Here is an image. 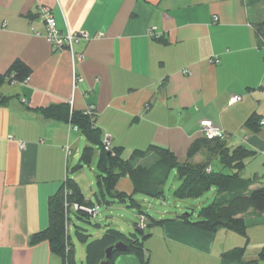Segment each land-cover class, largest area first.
<instances>
[{
  "label": "crops",
  "instance_id": "0c3cea01",
  "mask_svg": "<svg viewBox=\"0 0 264 264\" xmlns=\"http://www.w3.org/2000/svg\"><path fill=\"white\" fill-rule=\"evenodd\" d=\"M40 7L50 9L60 33L85 32L90 40L79 41L72 53L54 52ZM263 19L261 0H0V75L16 60L31 70L10 95L1 92L7 84L0 87L10 98L0 106V264H61L48 242L31 246L29 239L48 226V199L66 178L65 149L78 152L81 134L39 109H91L95 126L111 149L123 150V159L155 146L185 162L197 144L191 160L199 163L209 153L199 123L208 120L224 131L227 146L254 152L242 178L264 175V127L258 124L264 42L254 31ZM234 96L241 100L228 106ZM157 160L149 151L132 164L150 167ZM263 178L252 188L264 187ZM127 180L117 191L132 193ZM179 216L148 227L147 263L220 264L229 250L217 240L223 230L201 231ZM242 217L253 230L248 242L256 260L264 247V214Z\"/></svg>",
  "mask_w": 264,
  "mask_h": 264
},
{
  "label": "trees",
  "instance_id": "16d2710c",
  "mask_svg": "<svg viewBox=\"0 0 264 264\" xmlns=\"http://www.w3.org/2000/svg\"><path fill=\"white\" fill-rule=\"evenodd\" d=\"M257 38L264 42V19L261 23L254 26ZM31 74L30 68L21 60L14 61L7 72L0 75V87L5 84H21ZM8 97L0 94V106L9 102ZM92 111V110H91ZM39 112L47 120L59 121L69 125L71 128L80 132L85 138L87 146L83 149L81 163L89 164L93 156L98 153L97 185L100 190V198H96V204L110 206L111 201L106 197L124 202L128 199L132 206H138L133 200L137 194L145 195L151 198L162 199L163 186L165 185L171 172H174L175 178L179 182L174 190V196L178 200L199 199L211 188L215 192L213 202L202 207L197 218L193 219L192 214H181L177 219L193 228L215 234L219 230L227 232H236L248 240L246 220L242 215L248 212L254 215L264 214V187L252 188L262 178L254 175L244 179L241 174L246 168L248 161L254 157V152L243 146L235 148L227 146L224 139H203L204 145L208 147L207 157L199 163H194L191 159L199 152L201 145H193L188 152V158L185 162H179L177 158L169 151L155 146L149 147L145 151H134L130 158L123 159V150L113 148L106 151L104 148V136L100 129L95 126L94 113L86 116L83 112H74L67 104L49 106L39 109ZM253 120L247 122L248 127H252ZM149 151H154L158 155L156 163L150 167L134 166L132 162L142 157ZM71 155V152L70 154ZM68 156V155H67ZM218 163V165L216 164ZM214 164L216 167H213ZM220 168H219V167ZM122 177L128 178L133 187L131 194L119 192L116 189L118 180ZM65 203L69 206L65 210ZM95 210V204L84 198L83 193L75 181L66 176L63 184L55 195L48 199V226L46 229L33 234L29 239V245L33 246L42 241L49 244L53 255L61 260V264H75L72 246L69 244L67 236V218L72 205ZM73 210V209H72ZM74 211V210H73ZM75 212V211H74ZM79 218H96L84 211H77ZM97 216V215H96ZM65 218V219H64ZM166 220H154L151 225H161ZM144 229V228H143ZM143 229L135 227V230L141 234L138 238L135 234L126 236L116 230H107L102 237L88 241V236L76 231V235L81 242L86 243L85 263L101 264L105 261V251L116 243H123L128 250L126 255H133L139 261V264H148L143 241L148 235L143 233ZM244 248H233L220 257V264H262L264 263V247L261 248L258 257L254 261L244 262ZM120 253H113L110 263Z\"/></svg>",
  "mask_w": 264,
  "mask_h": 264
},
{
  "label": "rangeland",
  "instance_id": "374dc122",
  "mask_svg": "<svg viewBox=\"0 0 264 264\" xmlns=\"http://www.w3.org/2000/svg\"><path fill=\"white\" fill-rule=\"evenodd\" d=\"M264 3V0H261ZM39 12V10H38ZM12 85H6L5 89L1 92L6 95H10L13 87ZM5 91V92H4ZM81 136V141L78 143V152H73V155H68L66 159L68 179L75 181V183L82 190L84 198L90 200L98 207V212L96 218H79L72 209L67 215L69 218L67 224V236L69 237V244L72 246L74 254L75 264L85 263V249L86 243L81 242L76 235V231L88 236V241L99 239L104 235L107 230H116L121 232L126 236H131L135 234L138 238L141 237L135 227L142 224L141 219H143V233L148 234V221L158 220L162 218H171L176 215L181 214H192L193 219L197 218V213L202 207L210 205L215 199V192L211 188L199 199H184L178 200L174 196V190L178 187L179 182L175 178L174 172H171L165 185L163 186L162 199L151 198L145 195L137 194L133 197V200L138 204V206H132L128 199L124 202H120L116 199H110L106 197L107 201H111L110 206L103 204H96V198H100V190L97 185V178L99 175L98 170V153L93 156L92 162L89 164L81 163L79 168V160L82 157L83 149L87 146L85 138ZM218 165V163H216ZM213 167H216L212 164ZM219 167V166H218ZM220 168V167H219ZM245 170V169H244ZM242 176L246 177V170L242 172ZM262 178L264 175H262ZM264 179V178H263ZM119 186H126L130 184L126 177H122L118 180ZM118 186V187H119ZM65 219V218H64ZM264 228L261 227V233H263ZM253 230L248 228L246 237H251ZM226 234V236H225ZM220 243H223L227 249L231 248H244L246 257L244 261H254L252 256V240L247 242V239L236 232H220L218 239ZM231 247V248H230ZM228 251V250H226ZM257 259V258H256Z\"/></svg>",
  "mask_w": 264,
  "mask_h": 264
},
{
  "label": "built area",
  "instance_id": "2783aa9c",
  "mask_svg": "<svg viewBox=\"0 0 264 264\" xmlns=\"http://www.w3.org/2000/svg\"><path fill=\"white\" fill-rule=\"evenodd\" d=\"M39 17L45 23V26H46L45 39L48 42V44L51 46V49L54 52H62L64 49H68L69 52L72 53L74 45L77 44L79 41L90 40L88 34L85 32H79V33H75V34H70V33L62 34V33H60L56 29L51 11L47 7H40L39 8ZM150 34L152 35V31L150 32ZM75 58L77 60L81 61L82 56H75ZM184 73H187V72H184ZM27 81H28V78L21 84H24ZM78 81H79V79L75 78L74 83H73V87H74V85H76V83ZM240 100H241V98L239 96L231 97L230 100L228 101L227 105L232 106V105L236 104L237 102H239ZM83 114L86 116H91L92 111H91V109H87L83 112ZM258 124L260 127H264V118H262ZM199 127H200V133L207 140L224 139V137H225L224 131L221 130L218 126H216L211 121L203 120L199 123ZM21 148H24L23 144L21 145ZM104 148L106 151L110 150L109 140L106 136H104ZM65 151H66L67 155L70 154L68 148H66ZM68 208H69V206L67 205V203H65V210L67 211ZM72 209L75 212H77L79 210L84 211V212L88 213L89 215H92L93 217H96V215H97V209H95V210L86 209L83 207H79L76 204L72 205ZM141 222H142V224L139 226V228L143 229L144 228L143 219H141Z\"/></svg>",
  "mask_w": 264,
  "mask_h": 264
},
{
  "label": "water",
  "instance_id": "95a60500",
  "mask_svg": "<svg viewBox=\"0 0 264 264\" xmlns=\"http://www.w3.org/2000/svg\"><path fill=\"white\" fill-rule=\"evenodd\" d=\"M127 250V246L123 243L114 244L105 251V261L101 264H111L110 259L115 252L120 253V255L114 260L113 264H139V261L135 256L124 254Z\"/></svg>",
  "mask_w": 264,
  "mask_h": 264
}]
</instances>
